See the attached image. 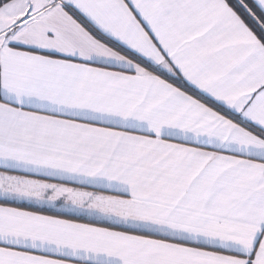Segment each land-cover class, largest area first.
<instances>
[{"label":"snow or ice","instance_id":"obj_1","mask_svg":"<svg viewBox=\"0 0 264 264\" xmlns=\"http://www.w3.org/2000/svg\"><path fill=\"white\" fill-rule=\"evenodd\" d=\"M0 264H264V0H0Z\"/></svg>","mask_w":264,"mask_h":264}]
</instances>
